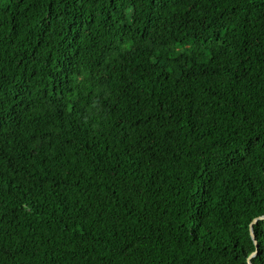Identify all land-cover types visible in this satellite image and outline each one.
<instances>
[{
	"label": "trees",
	"instance_id": "obj_1",
	"mask_svg": "<svg viewBox=\"0 0 264 264\" xmlns=\"http://www.w3.org/2000/svg\"><path fill=\"white\" fill-rule=\"evenodd\" d=\"M261 215L264 0H0V264H248Z\"/></svg>",
	"mask_w": 264,
	"mask_h": 264
},
{
	"label": "snow or ice",
	"instance_id": "obj_2",
	"mask_svg": "<svg viewBox=\"0 0 264 264\" xmlns=\"http://www.w3.org/2000/svg\"><path fill=\"white\" fill-rule=\"evenodd\" d=\"M253 236L264 235V217L254 219L250 225Z\"/></svg>",
	"mask_w": 264,
	"mask_h": 264
},
{
	"label": "water",
	"instance_id": "obj_3",
	"mask_svg": "<svg viewBox=\"0 0 264 264\" xmlns=\"http://www.w3.org/2000/svg\"><path fill=\"white\" fill-rule=\"evenodd\" d=\"M261 217H264V215L257 216V217H255V218H253V219L251 220V222L249 223V233H250V236H251V238H252V240H253V242H254L255 249H254L252 252H250V253L247 255V257H246V261H247L248 264H253L252 261H251V258L257 253V247H258L257 240H256L255 236H253L252 229H251L250 225H251V223H252V221H253L254 219L261 218Z\"/></svg>",
	"mask_w": 264,
	"mask_h": 264
}]
</instances>
